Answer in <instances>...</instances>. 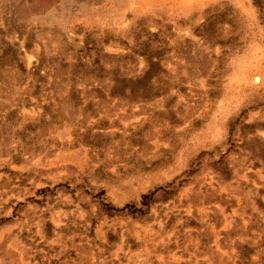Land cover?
<instances>
[{
    "label": "rangeland",
    "instance_id": "1",
    "mask_svg": "<svg viewBox=\"0 0 264 264\" xmlns=\"http://www.w3.org/2000/svg\"><path fill=\"white\" fill-rule=\"evenodd\" d=\"M0 264H264V0H0Z\"/></svg>",
    "mask_w": 264,
    "mask_h": 264
}]
</instances>
